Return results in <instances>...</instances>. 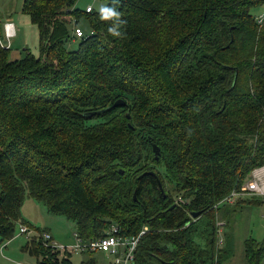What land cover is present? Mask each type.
Returning <instances> with one entry per match:
<instances>
[{
	"label": "trees",
	"instance_id": "trees-1",
	"mask_svg": "<svg viewBox=\"0 0 264 264\" xmlns=\"http://www.w3.org/2000/svg\"><path fill=\"white\" fill-rule=\"evenodd\" d=\"M73 2L22 0L38 45L16 60L0 21V245L22 224L35 264H73L22 219L30 198L83 241L145 227L132 264H225L240 188L264 166V0H105L108 20ZM242 253L260 264L264 241Z\"/></svg>",
	"mask_w": 264,
	"mask_h": 264
},
{
	"label": "rangeland",
	"instance_id": "rangeland-1",
	"mask_svg": "<svg viewBox=\"0 0 264 264\" xmlns=\"http://www.w3.org/2000/svg\"><path fill=\"white\" fill-rule=\"evenodd\" d=\"M21 2L22 0H13L11 3L14 7L13 9H15V14L18 17H20L21 13L19 11V6L21 5ZM11 4L6 2L4 5H2V8L0 7V12L3 7L5 8L6 5ZM104 4L105 0H74L71 8L83 10L85 7L91 6L93 11H98L99 9L103 8ZM263 11L264 2L262 5L258 6L254 14L257 15L258 13H262ZM74 24L75 22L71 21L68 28L71 29ZM76 26L81 29L84 35L88 34L91 31L89 22L86 16L84 15H81L77 19ZM28 27H30L29 22L27 25H22L21 34L17 37L18 39L13 40V45L18 46L19 51L22 54V46H27L28 50L35 54L37 52V47L35 45V32L30 33V28L28 29ZM32 29L33 31H35L34 26ZM77 42L78 39H69L63 43V46L66 50H73L76 48ZM259 167H256L254 169H257ZM254 169H252V171ZM159 171L162 172L161 167L159 168ZM259 171H262V169H260ZM250 194L251 193H244V195H242L244 203H241L243 204V206L241 207V213L236 214L234 216V219L231 217L233 226V253L230 258L225 262V264H245V259L243 258L242 253V242L246 237L251 236L257 242L264 241V201L254 206V202L259 198L256 199V196ZM259 197L263 198L261 196ZM20 214L22 219L29 223L33 228H37L39 230H48V232H50L52 236L58 241L57 242L55 240L57 243L62 245H69L70 243H72V226L70 224H67L60 218L50 217L46 213L44 207L36 201L30 198H26L21 206ZM219 233L221 238L223 237L225 232L221 233L220 229ZM26 238L27 237H25L24 235H15L14 238H12L10 241H6L1 244L0 264H35V258L33 256H29L28 254L22 251V247L24 246L27 240ZM91 255L96 258V264H105L110 260L108 257L105 258L104 254H102L101 252H94ZM91 255L90 253L86 252H72L69 256V259L73 264H78L81 260H84ZM260 264H264V256L262 257Z\"/></svg>",
	"mask_w": 264,
	"mask_h": 264
},
{
	"label": "built area",
	"instance_id": "built-area-1",
	"mask_svg": "<svg viewBox=\"0 0 264 264\" xmlns=\"http://www.w3.org/2000/svg\"><path fill=\"white\" fill-rule=\"evenodd\" d=\"M90 6L85 7V11L89 12ZM264 15L262 12L257 21L259 22ZM3 32L5 37L13 35V28L11 23L3 24ZM73 34L76 37H80L82 32L79 28H74ZM6 46V45H5ZM7 47V46H6ZM262 169V171H259ZM242 193H251L250 195L261 196L264 199V166L254 169L249 179L240 188ZM236 197L235 194L225 198V202H232ZM145 231L143 227L136 236L131 237H117L115 235H108L101 238L90 239L87 241L81 240L75 233H73V243L69 245H62L54 241L49 234L43 233L42 238L45 241L44 246L50 248L53 252L71 254L83 253V252H101L105 254L110 260L109 264H132L133 252L137 243V240L141 234ZM32 230L28 229L25 225L20 224L18 226L17 233L26 236L31 234ZM24 264V263H20Z\"/></svg>",
	"mask_w": 264,
	"mask_h": 264
},
{
	"label": "crops",
	"instance_id": "crops-1",
	"mask_svg": "<svg viewBox=\"0 0 264 264\" xmlns=\"http://www.w3.org/2000/svg\"><path fill=\"white\" fill-rule=\"evenodd\" d=\"M12 1L13 0H0V7L2 8V5H4L6 2L11 4ZM13 8L14 7L12 6V4L6 5V7L5 8L3 7V9H1V12H0V21H1V27H2V38H1V40L3 41L2 44L6 45L7 46L6 48H8V57L10 60H16V59L22 57L24 55L25 51H29L27 46H25V47L22 46V48H21V50L23 51V54H22L19 51L18 46L13 45V40L18 39L17 37L21 34L22 25H27L28 22L30 23V27H28V29L30 28V33L35 32V40H36L35 45H36V47L38 45V34H37L36 27L30 22V20L26 14L20 13V17H18L15 14V9H13ZM19 9H20V6H19ZM5 23H11L12 24L13 35L10 36L9 38L4 36L3 24H5ZM33 26L35 28V31H33V29H32ZM32 36H33V33H32ZM11 44H12V46H11ZM46 232H48V231H46ZM48 234L50 235V237L54 241L56 240L50 232H48ZM15 235H21V234L16 233ZM73 242H74V240H73V232H72V243Z\"/></svg>",
	"mask_w": 264,
	"mask_h": 264
},
{
	"label": "clouds",
	"instance_id": "clouds-1",
	"mask_svg": "<svg viewBox=\"0 0 264 264\" xmlns=\"http://www.w3.org/2000/svg\"><path fill=\"white\" fill-rule=\"evenodd\" d=\"M119 13L115 11V9L103 8L101 9V19L108 20L112 17H118ZM110 31H112L110 29ZM118 34V33H116Z\"/></svg>",
	"mask_w": 264,
	"mask_h": 264
},
{
	"label": "water",
	"instance_id": "water-1",
	"mask_svg": "<svg viewBox=\"0 0 264 264\" xmlns=\"http://www.w3.org/2000/svg\"><path fill=\"white\" fill-rule=\"evenodd\" d=\"M115 104H116V105H117V104H121V101L118 100ZM115 104H114V105H115ZM127 118H128V116H127ZM152 150H153V152H154V156L156 157V154H157V148H156V146H153V147H152ZM197 215H198V212H193V213H191V216H192V217H195V216H197Z\"/></svg>",
	"mask_w": 264,
	"mask_h": 264
}]
</instances>
